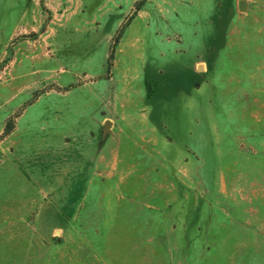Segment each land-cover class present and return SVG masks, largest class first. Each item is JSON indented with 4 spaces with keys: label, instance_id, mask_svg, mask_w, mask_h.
Returning <instances> with one entry per match:
<instances>
[{
    "label": "rangeland",
    "instance_id": "obj_1",
    "mask_svg": "<svg viewBox=\"0 0 264 264\" xmlns=\"http://www.w3.org/2000/svg\"><path fill=\"white\" fill-rule=\"evenodd\" d=\"M0 264H264V0H0Z\"/></svg>",
    "mask_w": 264,
    "mask_h": 264
},
{
    "label": "water",
    "instance_id": "obj_2",
    "mask_svg": "<svg viewBox=\"0 0 264 264\" xmlns=\"http://www.w3.org/2000/svg\"><path fill=\"white\" fill-rule=\"evenodd\" d=\"M245 9H246V3H245V1H241L239 3V10L240 11H245ZM199 70H202V66L201 65L199 66ZM105 128L107 130L110 129V123L109 122L106 123Z\"/></svg>",
    "mask_w": 264,
    "mask_h": 264
},
{
    "label": "trees",
    "instance_id": "obj_3",
    "mask_svg": "<svg viewBox=\"0 0 264 264\" xmlns=\"http://www.w3.org/2000/svg\"><path fill=\"white\" fill-rule=\"evenodd\" d=\"M119 39V38H118ZM114 52H115V48H112V51H111V56H110V64H111V61L114 59ZM111 66V65H110ZM12 130H8L5 132L6 135L10 134Z\"/></svg>",
    "mask_w": 264,
    "mask_h": 264
}]
</instances>
